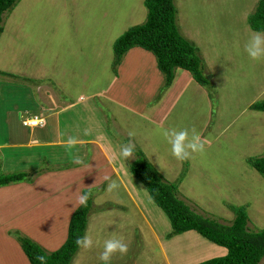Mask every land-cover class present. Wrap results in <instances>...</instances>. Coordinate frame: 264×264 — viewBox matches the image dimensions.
I'll return each instance as SVG.
<instances>
[{"label":"rangeland","instance_id":"374dc122","mask_svg":"<svg viewBox=\"0 0 264 264\" xmlns=\"http://www.w3.org/2000/svg\"><path fill=\"white\" fill-rule=\"evenodd\" d=\"M256 1L173 0L175 23L196 46L202 71L210 78L207 87L200 86L184 70L164 87L153 55L143 49L137 50L136 57L125 53L113 71L112 42L129 26L145 20L143 0H19L3 14L0 66L14 76L0 75V102L20 106L22 99L27 105L36 101L44 107V99L61 106L63 100L70 103L82 95L93 107L88 105L85 110L81 104L78 111L72 108L77 115L74 122L89 123L88 135L102 139V146L110 149L114 159L117 175L108 177L118 182V190L106 192L109 181L105 179L94 184V173L96 176L82 181L90 186L85 190L92 194L84 235L92 237L93 247H79L69 264H103L99 256L104 241L112 237L122 238L128 251L114 254L110 264H158L163 253L156 240L163 244L168 258L173 251L175 261L190 262L226 252L194 231L166 237L168 220L131 174L132 158L121 159L106 145L98 126L99 115L119 150L121 144L131 141L165 180L172 181L184 173L178 197L195 212L228 224L233 217L229 206L244 205L248 228L264 227V177L247 163L249 157L264 155V111L249 107L264 99V58L254 61L245 51L251 35L258 32L251 30L246 20ZM20 113L13 117L18 119ZM32 116L22 114L20 120ZM170 128L188 129L189 139L195 129L207 141L205 150L178 161L163 134ZM95 129L97 133H93ZM129 132L135 135L129 137ZM84 152L86 163L91 154L89 144L84 145ZM55 159L58 156L54 155ZM60 159L51 165L42 158L40 165H45V170H64L65 178L73 177V173L66 175V169L78 164L66 156ZM103 169L106 174L110 168L107 165ZM59 181L65 182L62 178ZM43 184V188L51 185ZM55 190L50 191L42 207L38 200L42 191L15 186L0 197V216L5 220L0 225L25 224L23 231L15 226L9 229L21 232L46 251L58 248L65 239L57 245L68 210L60 206L61 202L54 204L60 198H54ZM75 193L74 187L66 200L59 201L75 203ZM50 203L57 209L48 211ZM79 205L76 201L73 206ZM15 207L21 215L11 210ZM2 232L0 241L7 250L3 251L0 244V260L16 264L12 260L14 252L19 264H25L21 248L4 243ZM8 237L18 245L12 235ZM222 249L224 252L218 254Z\"/></svg>","mask_w":264,"mask_h":264},{"label":"trees","instance_id":"16d2710c","mask_svg":"<svg viewBox=\"0 0 264 264\" xmlns=\"http://www.w3.org/2000/svg\"><path fill=\"white\" fill-rule=\"evenodd\" d=\"M19 0H0V33L3 14L11 10ZM146 18L142 23L129 26L112 42L113 71L121 57L132 47L149 51L155 60L156 68L163 77V86L168 87L176 68L187 71L200 86H210V78L202 71V61L196 46L185 38L175 23L176 9L173 0H143ZM247 24L253 31H264V0H257L247 17ZM1 76H14L0 70ZM251 109L264 111V99L249 105ZM247 163L264 177V155L249 157ZM132 175L143 184L151 200L166 215L170 231L166 237L187 230H194L211 243L224 247L225 254L212 256L194 264H258L264 258V227L250 230L247 226L248 215L244 205H230L233 213L231 221L221 223L216 219L203 216L178 197L177 188L184 173L176 179L165 180L159 171L147 160L143 152L135 149L129 161ZM41 167L28 170L0 172V186L16 181H29L38 174ZM83 189L81 193H86ZM90 198L85 205L77 206L70 214L66 237L60 246L46 251L37 242L17 230L8 229L25 254L29 264H40L38 255L47 258V264H69L79 248L77 237L84 235Z\"/></svg>","mask_w":264,"mask_h":264},{"label":"crops","instance_id":"0c3cea01","mask_svg":"<svg viewBox=\"0 0 264 264\" xmlns=\"http://www.w3.org/2000/svg\"><path fill=\"white\" fill-rule=\"evenodd\" d=\"M137 50H142V49L139 47H133V48L128 49L126 52V56L136 57L139 54L138 53L139 51L137 52ZM5 68L6 67L4 66H0L1 71H6ZM178 72L179 74H182L181 72L183 71L182 69L176 68L174 72L173 80L175 79L176 74ZM0 85H1L0 86V90H1L2 84ZM15 91L16 89L14 90V92ZM20 97L21 96L19 93V100H20ZM21 100L20 102H22L23 105H20V106L14 105V102L10 104L8 103L3 104L0 102V172H10V171L22 170V169L28 170V169L36 168V167H41V170L40 172H38V174H35L32 176L34 178L30 179L31 180L30 182L21 181L20 183L16 185L9 184L5 186H0V197L5 196L9 191L13 190L15 186H17V188L18 186H20L27 190L35 188L37 190L42 191L41 193H39L40 197L38 198V200L39 202H41V206L43 207L46 201V198L50 194V191L53 192L55 190L53 186L56 187V190L54 193H57V195L56 194L54 195V198H57L59 196L60 197L58 198L59 200L60 199L66 200L68 196H70L71 191L74 190V187H75L76 192L78 193V196H77V193H75L76 197H79L81 195V191L83 189L90 187V186L82 184V181L83 179H86V177L92 176L93 173L97 175V178L93 179L94 184L95 182L101 181L102 179H104L105 176L117 175L116 169L113 166L114 164L113 156L110 154V152H108L110 149H107L102 146L103 145L102 139L93 138V137H90L89 135L84 134L85 130L88 128L87 126H89V123L84 124L81 121L80 122L81 125H77L76 122H74L75 118H77L76 117L77 115L72 113L73 112L72 108H75L78 111L79 106L82 104V108L86 110L88 105L92 106L91 102L87 103L88 99H83V96L79 95L77 100L70 102V103L63 100L61 106L56 105V101L54 100L53 102L51 101L48 102L43 99L42 101L45 105L44 107H42L36 101H32L31 105H27L24 102V100L22 101ZM55 105L59 107H55ZM18 111L21 113L17 115L18 116V119H17V117H13V116L16 115L15 113ZM22 114H33V116H35L36 118L41 119L40 125L37 126L36 128L22 125L21 124L22 120H20ZM99 116L100 117L97 119L98 126L100 130L102 131V133L104 134L106 145H109L111 146V148H114V150H116V153L119 156L118 146L114 142L115 139L104 128V121H103L104 118L101 115ZM93 119H96L95 115ZM93 133H97V130L95 129ZM70 136L75 137L78 140V143L76 144V146L71 150L66 148V141L68 137ZM85 144H89V146L91 147V154L89 155L88 160L85 163L89 167H85V165L78 164L77 166H73V167H70L69 169H66L67 170L66 175L67 173L69 174L73 173L74 176L71 178H68V177L65 178V175L62 173L64 170H58V171L53 170V169L45 170V165H44V168L42 167L43 165L42 166L40 165L42 158L46 162H49L51 165L54 164L56 161H61L60 158L65 157V156L69 158V160H72V155L74 154H78L83 158V156L85 155V152L83 153V148ZM54 155L58 156V159L53 160ZM107 165L109 166L110 169H108V173L105 174L103 168L107 167ZM98 167H100L99 170H95ZM96 175H93V177ZM76 177H78V179H76ZM60 178L64 179L65 182L59 181ZM42 180H44V182H41ZM43 183H51V185L49 184L47 185L48 186L47 188H43L44 186ZM83 185L86 187H83ZM66 186L68 189L65 188ZM68 190L70 191V194L67 193ZM66 196L67 198H65ZM9 198L11 197L9 196ZM73 199H76V198H73ZM59 200L54 201V204L61 202L62 204H60V206L61 207L66 206V210H68V212L65 216V220L63 224L64 226L63 236L61 237L57 245L61 243L62 240L65 238L66 227H67L69 216L71 212L73 211V209L76 207L73 205L74 204L76 205V201L78 203V199H76L75 203H74V200H71L69 204H67L66 201H59ZM153 204L155 203L153 202ZM54 208L57 209L56 207L52 205V203H50V209L48 208L49 209L48 211L54 210ZM11 210H17L18 212H20L18 213V215H21L20 209L15 207ZM164 216L166 217L165 214ZM0 222H5L2 216H0ZM168 223H169V220H168ZM9 225H6V226L0 225V233L3 231L2 233L4 237L2 240L4 243H7V244L8 242H12V244L15 247H17V249L20 250L19 246L15 244L14 241L8 237V234L6 233V231L9 229V227H14V226L15 228H18L21 231H23L26 229V225L24 224L22 226L21 223H16V222H13ZM149 229H151V226H149ZM169 231H170V224H169ZM191 231H194V230H187L186 232H191ZM25 233L29 234L30 236L35 237V235H32L29 232H25ZM198 235L201 236L200 234ZM177 241H179V238L177 239ZM206 241L214 245L207 239ZM44 242L46 243V240ZM0 244H1V241H0ZM156 244L158 247L161 248V252L163 253V255L159 257L158 264H179V263L180 264H192L199 260L201 261V260H204L205 258L207 259V257L209 256L208 254L207 256H203L200 259H195L190 262L175 261L176 259L172 258V253H171L173 252L172 250L171 252H169V258H168L166 254V250L163 247V244L160 242L157 243V240H156ZM1 246L3 245L1 244ZM2 249L3 251L7 250L5 249L4 246L2 247ZM53 249H55V247ZM223 250L224 249H222L221 251L217 253L222 254L224 252ZM213 253H216V251L215 252L213 251ZM214 255L216 254H211L210 256H214ZM22 258L25 264H29V262L27 261L24 255L22 256ZM12 260L16 264H19L18 257L15 256L14 252L12 253ZM260 263L264 264V259ZM0 264H9V263L0 260Z\"/></svg>","mask_w":264,"mask_h":264},{"label":"clouds","instance_id":"9594fccd","mask_svg":"<svg viewBox=\"0 0 264 264\" xmlns=\"http://www.w3.org/2000/svg\"><path fill=\"white\" fill-rule=\"evenodd\" d=\"M245 51L247 55L252 60H259L264 58V32H254L248 43L245 45ZM85 135L89 134V130H85ZM164 137L167 142L171 145V155L176 158L178 161H185L191 158L193 153H202L205 150V144L207 141L202 140L199 133L192 129V136L189 139V130L188 129H179L170 128L164 131ZM129 137L135 135L134 132H129ZM78 143L77 138L68 137L66 141V148L71 150ZM135 152V145L129 141L126 144L120 145L119 157L124 160L133 158ZM72 162L75 164L85 165V167H89L85 164L84 159L78 155H72ZM105 180L109 181L106 192L113 193L119 188V184L116 180L111 179L108 176L104 177ZM91 192H86L81 194L78 197V203L80 205L87 204L88 199L91 196ZM76 245L85 250L91 249L93 247V239L90 235L85 234L82 237H77ZM128 251V245L123 242L122 238H109L104 241L103 251L100 253L99 259L103 262V264H110L112 256L119 252L120 254H126ZM36 259L40 262V264H47V258L44 255H38Z\"/></svg>","mask_w":264,"mask_h":264},{"label":"built area","instance_id":"2783aa9c","mask_svg":"<svg viewBox=\"0 0 264 264\" xmlns=\"http://www.w3.org/2000/svg\"><path fill=\"white\" fill-rule=\"evenodd\" d=\"M41 123V119L32 116L31 118L22 119L21 124L24 126L34 127L36 128Z\"/></svg>","mask_w":264,"mask_h":264}]
</instances>
